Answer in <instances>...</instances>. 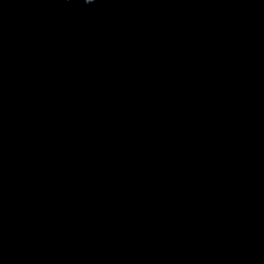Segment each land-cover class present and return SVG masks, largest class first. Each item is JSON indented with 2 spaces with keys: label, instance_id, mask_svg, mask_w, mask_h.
Segmentation results:
<instances>
[{
  "label": "water",
  "instance_id": "95a60500",
  "mask_svg": "<svg viewBox=\"0 0 264 264\" xmlns=\"http://www.w3.org/2000/svg\"><path fill=\"white\" fill-rule=\"evenodd\" d=\"M0 264H264V0H0Z\"/></svg>",
  "mask_w": 264,
  "mask_h": 264
},
{
  "label": "clouds",
  "instance_id": "9594fccd",
  "mask_svg": "<svg viewBox=\"0 0 264 264\" xmlns=\"http://www.w3.org/2000/svg\"><path fill=\"white\" fill-rule=\"evenodd\" d=\"M48 2L61 3L65 7L72 3H82L87 7H94L98 3L116 2V0H48ZM83 27L85 29H91L92 27H95V25H90L87 21H85L83 22Z\"/></svg>",
  "mask_w": 264,
  "mask_h": 264
}]
</instances>
